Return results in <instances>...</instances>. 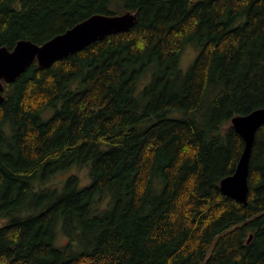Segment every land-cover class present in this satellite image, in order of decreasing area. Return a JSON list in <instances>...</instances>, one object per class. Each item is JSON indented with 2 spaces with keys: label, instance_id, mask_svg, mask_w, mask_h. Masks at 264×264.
Returning a JSON list of instances; mask_svg holds the SVG:
<instances>
[{
  "label": "trees",
  "instance_id": "obj_1",
  "mask_svg": "<svg viewBox=\"0 0 264 264\" xmlns=\"http://www.w3.org/2000/svg\"><path fill=\"white\" fill-rule=\"evenodd\" d=\"M125 11L126 33L4 85L0 264H264V126L246 205L219 189L244 146L232 118L264 108V0H0V48ZM84 162V190L47 186Z\"/></svg>",
  "mask_w": 264,
  "mask_h": 264
},
{
  "label": "water",
  "instance_id": "obj_2",
  "mask_svg": "<svg viewBox=\"0 0 264 264\" xmlns=\"http://www.w3.org/2000/svg\"><path fill=\"white\" fill-rule=\"evenodd\" d=\"M135 22L136 14L131 12L119 15L95 14L42 45L19 41L12 50L0 48V103L4 101V85L13 83L34 62L41 69L48 68L54 62L77 53L106 36L127 32ZM230 123L243 140L244 146L234 173L220 181L219 189L224 196L246 205L251 149L256 131L264 126V108L245 116H236ZM251 239L252 235L247 243Z\"/></svg>",
  "mask_w": 264,
  "mask_h": 264
},
{
  "label": "rangeland",
  "instance_id": "obj_3",
  "mask_svg": "<svg viewBox=\"0 0 264 264\" xmlns=\"http://www.w3.org/2000/svg\"><path fill=\"white\" fill-rule=\"evenodd\" d=\"M199 53V48H195L194 46H186L180 56V60H179V68L182 72H186L189 67L191 66V64L193 63L194 59L196 58L197 54ZM150 77H146V82L144 79V83L137 84V89L136 91L139 92L142 87L149 81ZM52 111H47L45 113L46 117L51 116ZM172 116V114H171ZM173 116H179V114L175 113L173 114ZM89 164H85V165H73L71 166L69 169L62 171L59 173V175L55 176L48 184L47 186H51V184H57L59 183L61 180L63 181L65 178L70 177V176H74L77 177V179H79V188H83L88 186V184L90 183V176H89ZM36 186V185H35ZM37 188V186L35 187ZM6 223L5 221H1L0 222V227H2L4 224ZM66 240L64 238L60 239V244H65Z\"/></svg>",
  "mask_w": 264,
  "mask_h": 264
},
{
  "label": "bare ground",
  "instance_id": "obj_4",
  "mask_svg": "<svg viewBox=\"0 0 264 264\" xmlns=\"http://www.w3.org/2000/svg\"><path fill=\"white\" fill-rule=\"evenodd\" d=\"M240 9H241V8H240ZM128 11H129V10H128ZM125 12H126V11H125ZM135 12H136V11H135ZM220 18H221V17H220ZM137 21H138V20H137ZM75 25H76V24H75ZM135 25H136V24H135ZM125 33H126V32H125ZM115 35H116V34H115ZM194 35H195V34H194ZM186 36H187V35H186ZM54 37H55V36H54ZM23 40H24V39H23ZM50 40H51V39H50ZM48 41H49V40H48ZM43 44H44V43H43ZM179 51H180V50H179ZM150 57H151V56H150ZM176 63H177V62H176ZM177 64H178V63H177ZM151 69H152V68H151ZM167 69H168V68H167ZM144 72H145V71H144ZM151 72H152V71H151ZM168 73H169V72H168ZM129 81H130V80H129ZM131 82H133V81H131ZM165 84H166V82H165ZM135 85H136V84H135ZM144 86H145V85H144ZM135 87H136V86H135ZM144 88H145V87H144ZM80 90H81V89H80ZM133 90H134V89H133ZM135 90H136V88H135ZM133 92H134V91H133ZM134 93H135V92H134ZM134 93H133V94H134ZM132 96H133V95H132ZM136 97H137V96H136ZM136 97H135V98H136ZM148 97H149V95H148ZM148 97H147V98H148ZM135 98H134V99H135ZM140 98H141V96H140ZM145 99H146V97H145ZM143 100H144V97H143ZM143 100H142V101H143ZM137 101H138V100H137ZM144 101H145V100H144ZM148 102H149V101H148ZM146 103H147V102H146ZM146 103H145V104H146ZM141 106H142V105H141ZM139 107H140V106H139ZM165 110H166V109H165ZM166 112H167V111H166ZM166 112H165V114H166ZM169 112H170V111H169ZM171 113H172V112H171ZM177 113H178V112H177ZM167 114H168V113H167ZM179 114H180V113H179ZM172 115H173V114H172ZM188 115H189V114H188ZM166 117H168V116H166ZM168 118H169V117H168ZM151 119H152V117H151ZM151 119H150V120H151ZM173 119H174V118H173ZM187 119H188V118H187ZM150 123H151V122H150ZM147 124H148V123H147ZM148 125H149V124H148ZM147 127H148V126H147ZM106 151H107V150H106ZM241 153H242V152H241ZM263 154H264V153H263ZM82 163H83V162H82ZM84 163H85V162H84ZM87 163H88V162H87ZM87 163H85V164H87ZM92 164H93V163H92ZM57 167H58V166H57ZM89 167H90V166H89ZM92 167H93V166H92ZM92 167H91V168H92ZM50 168H51V167H50ZM64 168H65V167H64ZM53 170H54V169H53ZM62 170H63V168H62ZM64 170H65V169H64ZM64 170H63V171H64ZM66 170H67V169H66ZM57 171H58V170H57ZM90 171H91V170H90ZM54 172L56 173V171H54ZM57 173H58V172H57ZM90 173H91V172H90ZM91 174H92V173H91ZM89 175H90V174H89ZM91 176H92V175H91ZM49 177H50V176H49ZM75 178H76V177H75ZM68 180H69V179H68ZM70 180H71V179H70ZM46 181H48V180L46 179ZM46 181H44V182H46ZM66 181H67V180H66ZM75 181H76V180H75ZM75 181L73 182L74 184H75ZM78 181H79V179H78ZM78 181H77V182H78ZM90 183H92V181H91ZM32 184H33V183H31V186H32ZM42 184H43V183H42ZM65 184H66V183H65ZM74 184H73V185H74ZM37 185H38V184H37ZM33 186H34V185H33ZM38 186H39V185H38ZM38 186H37V187H38ZM88 186H90V185L88 184ZM88 186H87V187H88ZM35 187H36V186H35ZM74 187H75V186H74ZM111 187H112V186H111ZM38 188H39V187H38ZM49 188H50V187H49ZM62 188H63V187H62ZM84 188H85V187H84ZM47 189H48V188H47ZM82 189H83V188H82ZM28 190H29V189H28ZM30 190H31V189H30ZM30 190H29V192H30ZM34 190H35V189H33V191H34ZM38 190H39V189H38ZM43 190H44V189H43ZM48 190H49V189H48ZM48 190H47V191H48ZM50 190H53V189H50ZM50 190H49V191H50ZM54 190H56V189H54ZM78 190H79V189H78ZM80 190H81V189H80ZM83 190H84V189H83ZM39 191H40V190H39ZM44 191H45V190H44ZM31 192H32V191H31ZM52 192H54V191H52ZM56 192H58V191H56ZM60 192H61V191H60ZM106 192H107V190H106ZM27 193H28V192H27ZM37 193H38V192H37ZM49 193H50V192H49ZM58 193H59V192H58ZM97 193H98V192H97ZM34 194H35V193H34ZM40 194H42V193L40 192ZM46 194H47V193H46ZM49 195H50V194H49ZM55 195H56V194H55ZM101 196H103V195H101ZM29 197H30V196H29ZM29 197H28V198H29ZM46 197H48V196H46ZM29 199H31V197H30ZM29 199H28V200H29ZM96 199H97V198H96ZM98 199H100V198L98 197ZM88 200H89V199H88ZM92 200H93V199H92ZM110 200H111V199H110ZM110 200H109V201H110ZM30 201H31V200H30ZM44 201H45V203H46V200H44ZM95 201H97V200H95ZM99 201H100V200H99ZM87 202H88V201H87ZM107 202H108V201H107ZM27 203H28V202H27ZM91 203H92V202H91ZM95 203H96V202H95ZM109 203H110V202H109ZM43 204H44V203H43ZM99 204H100V203H99ZM99 204H98V205H99ZM110 204H112V203H110ZM45 205H46V204H45ZM81 205H82V204H81ZM89 205H90V203H89ZM96 205H97V204H95V206H96ZM106 206H107V205H106ZM87 207H89V206H87ZM96 207H97V206H96ZM98 207H100V206H98ZM90 208H91V207H89V209H90ZM107 208H108V207H107ZM93 209H94V206H93ZM95 209H96V208H95ZM104 209H105V208H104ZM31 210H32V209H31ZM31 210H30V211H31ZM33 210H34V209H33ZM91 211H92V210H91ZM96 211L99 212V210H96ZM33 212H34V211H33ZM35 212H36V211H35ZM88 212H89V211H88ZM31 213H32V212H31ZM93 213H94V211H93ZM33 214H34V213H33ZM88 214H89V213H88ZM28 215H29V214H28ZM92 215H93V214H92ZM82 216H83V215H82ZM80 221H81V220H80ZM58 222H59V221H58ZM261 229H262V228H261ZM240 230H241V229H240ZM246 230H247V229H246ZM263 235H264V234H263ZM55 238H57V237H55ZM260 239H261V238H260ZM54 241H55V240H54ZM92 242H93V241H92ZM66 243H67V242H66ZM74 243H75V242H74ZM241 243H242V242H241ZM68 244H69V243H68ZM52 245H53V244H52ZM74 245H75V244H74ZM74 245H73V246H74ZM64 246H65V245H64ZM70 246H71V245H70ZM78 246H79V245H78ZM81 246H82V245H80V247H81ZM87 246H88V245H87ZM87 246H86V247H87ZM57 247H58V246H57ZM61 247H62V246H61ZM76 247H77V245H76ZM90 247H91V246H90ZM70 248H71V247H70ZM81 248H82V247H81ZM81 248H78V249H81ZM93 248H94V247H93ZM93 248H90V249L92 250ZM53 249H54V247H53ZM60 249H61V248H60ZM82 249H83V248H82ZM82 249H81V250H82ZM84 249H85V247H84ZM65 250H66V249H65ZM87 250H88V248H87ZM87 250H85V252H88ZM73 251H75V250H73ZM73 251H72V252H73ZM83 251H84V250H83ZM64 252H65V251H64ZM77 252H79V251H77ZM80 253H81V252H80ZM82 253H83V252H82ZM68 254H69V251H68ZM86 254H87V253H86ZM63 255H64V254H63ZM73 255H74V254H73ZM70 256L72 257V255H69V258H70ZM66 257H68V256H66ZM66 257H64V258H66ZM64 258H63V259H64ZM63 259H62V260H63ZM70 259H71V258H70ZM68 260H69V259H68ZM66 261H67V259H66ZM201 263H202V262H201Z\"/></svg>",
  "mask_w": 264,
  "mask_h": 264
}]
</instances>
